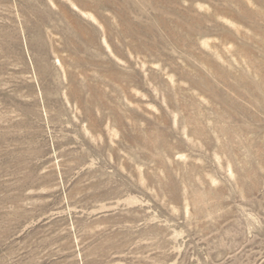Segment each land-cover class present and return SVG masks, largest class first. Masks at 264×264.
<instances>
[{"label":"rangeland","instance_id":"obj_1","mask_svg":"<svg viewBox=\"0 0 264 264\" xmlns=\"http://www.w3.org/2000/svg\"><path fill=\"white\" fill-rule=\"evenodd\" d=\"M0 264H264V0H0Z\"/></svg>","mask_w":264,"mask_h":264}]
</instances>
